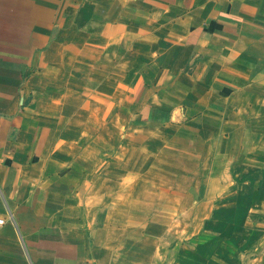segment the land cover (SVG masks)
Masks as SVG:
<instances>
[{
  "label": "crops",
  "instance_id": "obj_1",
  "mask_svg": "<svg viewBox=\"0 0 264 264\" xmlns=\"http://www.w3.org/2000/svg\"><path fill=\"white\" fill-rule=\"evenodd\" d=\"M0 264H264V0H0Z\"/></svg>",
  "mask_w": 264,
  "mask_h": 264
},
{
  "label": "built area",
  "instance_id": "obj_2",
  "mask_svg": "<svg viewBox=\"0 0 264 264\" xmlns=\"http://www.w3.org/2000/svg\"><path fill=\"white\" fill-rule=\"evenodd\" d=\"M3 221V219H0V223Z\"/></svg>",
  "mask_w": 264,
  "mask_h": 264
}]
</instances>
